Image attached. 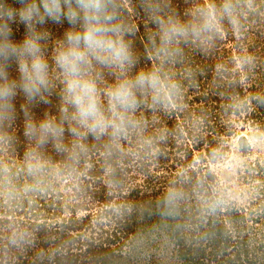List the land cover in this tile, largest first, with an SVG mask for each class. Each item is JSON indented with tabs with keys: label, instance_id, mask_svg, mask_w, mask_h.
Instances as JSON below:
<instances>
[{
	"label": "rangeland",
	"instance_id": "374dc122",
	"mask_svg": "<svg viewBox=\"0 0 264 264\" xmlns=\"http://www.w3.org/2000/svg\"><path fill=\"white\" fill-rule=\"evenodd\" d=\"M222 2L109 0L132 63H94L101 93L141 71L165 85L155 99L138 92L117 136L74 135L60 116L53 57L73 27L67 19L46 17L34 33L18 16L8 21L11 44L42 37L52 93L27 97L16 56H0L17 86L0 109V264H264V0H232V19L218 14L213 30L159 52L155 18L198 24L202 9ZM46 105L64 130L41 143L25 132L55 119ZM33 156L42 167L30 174Z\"/></svg>",
	"mask_w": 264,
	"mask_h": 264
},
{
	"label": "clouds",
	"instance_id": "9594fccd",
	"mask_svg": "<svg viewBox=\"0 0 264 264\" xmlns=\"http://www.w3.org/2000/svg\"><path fill=\"white\" fill-rule=\"evenodd\" d=\"M17 8L0 0V56L15 55L19 65L20 90L32 99L49 90V63L42 53L39 35H32L21 45H14L6 37L11 32L8 21L16 22V17L30 32L35 25L42 24L45 18L59 22L67 19L69 30L55 51L53 61L59 71L62 84V106L60 109L71 127L69 131L77 134L83 129L85 134L102 136L111 130L112 136L121 135L128 122V114L139 104L137 92L151 90L157 98L165 86L156 72H139L132 79H117L108 84L101 93L98 82L91 69L94 63L105 67L123 68L132 63L129 46L119 36L117 27L111 24L112 16L108 10L109 0H20ZM218 14L233 18L232 0H223L220 8L210 6L201 10V22L181 25L169 19L165 22L157 17L159 27V52L167 53L169 46L180 37H198L201 32L211 31L217 26ZM79 23V28L75 25ZM15 81H9L0 67V109L10 104L16 94ZM103 95L107 104L101 99ZM69 109L71 112L69 114ZM3 116L0 115V119ZM63 128L53 118L46 117L38 125L31 123L25 135L37 136L43 143L47 138L62 135ZM35 164L29 163L28 171H39L42 165L38 158Z\"/></svg>",
	"mask_w": 264,
	"mask_h": 264
},
{
	"label": "trees",
	"instance_id": "16d2710c",
	"mask_svg": "<svg viewBox=\"0 0 264 264\" xmlns=\"http://www.w3.org/2000/svg\"><path fill=\"white\" fill-rule=\"evenodd\" d=\"M50 87V86H49ZM49 94L50 93H52V89L51 88H49ZM48 94V100L49 101H46L47 102V104H49V105H51L52 103H53V101H54V99H52V96H50ZM137 94H138V92H137ZM139 95V94H138ZM49 109H50V112H52V113H57L56 115L54 114V120L56 121V120H59V119H61L59 116H57L58 114L60 115V113L57 111V112H54V109H53V107H50V106H48V105H46V108L43 110V111H46V112H48L49 111ZM61 117H62V115H60ZM45 119V118H44ZM208 119V118H207ZM206 119V120H207ZM57 123H59V121L57 122ZM126 124H128V122L126 123ZM77 157L79 158V159H81V157H84V156H82L83 155V153H80V152H78L77 153ZM116 156H119L118 154H115V155H113L112 157H116ZM216 243V242H215ZM67 258H69V257H67ZM57 260L59 259V260H61L60 258H56ZM62 260H64V259H62ZM67 261L69 262V259H67ZM64 262V261H63ZM67 263V262H66ZM68 264V263H67Z\"/></svg>",
	"mask_w": 264,
	"mask_h": 264
}]
</instances>
